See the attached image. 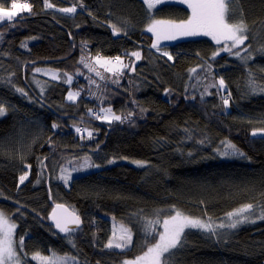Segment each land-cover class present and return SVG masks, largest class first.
<instances>
[{"label":"trees","instance_id":"trees-1","mask_svg":"<svg viewBox=\"0 0 264 264\" xmlns=\"http://www.w3.org/2000/svg\"><path fill=\"white\" fill-rule=\"evenodd\" d=\"M18 2L31 3L32 13H20L14 27L0 24V102L6 108L0 116V209L17 223L16 239L24 236L28 264H38L31 259L36 252L72 255L79 264H121L146 250L138 213L152 217L156 209L175 205L194 217L220 221L242 204L264 200V139L251 135L264 128V94L247 95L245 87L249 71L264 83V52L258 50L264 45V0L233 5L252 29L246 41L252 47L241 53H251L247 63L228 52L211 59L217 46L206 38L161 41V49L174 59L161 56L151 47L155 37L144 29L149 15L186 19L189 10L177 2L162 4L151 14L143 0H50L53 9H44L43 0ZM72 6L75 13L56 10ZM110 23L126 28L127 35L114 36ZM24 42L27 47H21ZM133 51H140L142 59L131 56ZM97 55L120 56L134 70L123 68L122 75L114 76L95 64ZM82 57L95 71L80 62ZM37 66L67 72L72 82L43 76L41 95L30 83ZM192 68L197 72L191 73ZM221 77L231 92L226 109V92L209 87L211 95L205 94V87ZM13 84L28 95L16 92ZM69 91L80 92L75 102L67 101ZM103 107L133 115L109 124L96 119ZM53 123L58 127L53 129ZM76 126L92 130L93 138L84 133L81 139ZM201 139L204 144L197 143ZM225 140L247 159L221 156L217 149L223 150ZM85 157L101 166L66 185L59 178L61 168ZM114 158L115 163H108ZM136 160L146 166L127 163ZM27 170L29 178L20 184ZM55 204L66 205L82 219L70 234L75 247L48 221ZM115 223L132 230V245L124 251L105 247ZM223 232L229 233L227 242L186 230L177 264H264V220Z\"/></svg>","mask_w":264,"mask_h":264},{"label":"snow or ice","instance_id":"snow-or-ice-1","mask_svg":"<svg viewBox=\"0 0 264 264\" xmlns=\"http://www.w3.org/2000/svg\"><path fill=\"white\" fill-rule=\"evenodd\" d=\"M170 2V0H143V3L147 6L149 14L157 8L158 5H162ZM175 2L185 5L189 10V15L186 19L174 20V19H156L155 16L149 15V23L145 27V31L151 33L155 40L151 44L153 49L160 52L161 56H166L168 60H173V55L168 51L161 49V41L176 40L181 37H195V36H208L215 44L222 45L221 48L213 52L211 59H215L220 55V52H228L240 58L243 62L247 63L249 59H252L251 53L248 56H242V52H248V49L252 47V44H246V41L250 39V33L252 29L249 27L247 21L243 17L242 11L239 16L236 15L237 9L233 5H238L239 0H175ZM8 0H0V24L8 23L10 26H15V18L22 12L32 13V4L29 2H18V0H11L10 7H6ZM83 7V4H80ZM44 9L56 8V5L50 0H43ZM62 13H75L76 6L61 7L56 9ZM34 14V13H33ZM91 15V13H89ZM23 17H21L22 19ZM18 23V21H16ZM114 36H119L121 32L127 35V29L117 27L115 24H109ZM3 38V34L0 33V39ZM255 39V37H252ZM86 46V45H85ZM21 47H27V43L21 44ZM259 51L264 52V45H260ZM128 55V53H126ZM136 60L142 59L140 51H133L130 53ZM81 63L85 67L89 68V71H95V68L87 62V57H82ZM95 64L104 68L105 71L112 73L114 76L117 74L122 75L123 68H131L134 70V65L123 64L121 57L116 56L114 59H108L97 55L95 57ZM203 67V66H201ZM210 68L211 65L209 64ZM42 70L36 68L35 72L39 73ZM191 73H196L197 68H192ZM49 75L51 80L60 79V74L57 71L48 70L44 73ZM14 75V73H13ZM97 76L101 79H105L100 72H96ZM64 82L71 84L73 77L67 72L63 73ZM95 83V81H91ZM9 84H12L11 78L8 80ZM39 83V82H37ZM112 83L119 84L118 79H113ZM15 87V85H12ZM217 88L218 93L226 92V97L222 96L224 108L229 106V98L231 92H227V85L223 77L218 82H213L205 87V94L211 95L208 92V88ZM245 87L247 89V95L264 94V83H259L255 75L249 71L248 79ZM15 91L22 96H27L28 93L19 87H15ZM44 89L41 88V93ZM80 92H68L67 99L75 102L79 97ZM187 98V97H186ZM195 99V97H192ZM203 99V94L201 96ZM91 112V110H89ZM104 115H96V119H102L111 124L113 121L124 122L133 115L129 112L126 117L116 115L112 112L111 108L102 109ZM146 111V110H145ZM6 114V108L0 102V116ZM58 124L53 123L52 128L55 129ZM77 134H80L83 139V134L86 133L89 139L93 138V131L88 128L75 127ZM187 132V129H185ZM253 137L260 136L264 139V128L253 129L251 132ZM187 138H191L190 136ZM197 143L204 144L203 139L197 141ZM224 146L223 150L217 149L219 154L225 158H244L247 159L246 154L241 151L235 144L229 141L221 142ZM193 153L189 152L191 156ZM46 159V158H45ZM85 164L81 165V168L85 166H91L99 168V164H91L90 158H84ZM108 163H115V158L109 160ZM138 167H145L144 161H133ZM43 166V162L41 161ZM26 167H30L26 165ZM79 169L73 168L69 171L66 168H61V176L59 177L67 185L68 181L72 178L71 172ZM27 179V174L21 175L19 178L20 184H23ZM264 195V193H262ZM203 204V201H201ZM23 207V206H21ZM20 211L19 208L16 210ZM141 220H143V230L145 236V248L141 255H137L133 259H124L122 264H177L176 258L179 253L184 249L187 243L186 230L195 229L204 233H208L210 237H217L218 240L227 242L229 233L221 231L222 229L235 230L238 227L246 223H255L256 220H264V200L257 201V203H245L236 209L226 213V220H221L219 223L213 221L211 217L207 219L203 217H194L191 214L177 208L175 205L168 209H156L152 217H144L142 214H136ZM50 219L53 221L56 229L61 233H65L69 240V243L75 247L74 241L71 239V233L76 229H79L82 220L75 212H69L63 204H56L52 210ZM75 226V227H72ZM17 223L11 219L5 211L0 209V264H28L26 259L27 253L24 252V236H20L15 239ZM158 228L160 229L158 231ZM151 237V239H148ZM132 245V230L121 226L120 234L117 236L113 233V238H110L105 244L108 249L116 248L124 251ZM24 254L23 256L21 254ZM31 259L37 261L38 264H79V261L75 256L67 255L59 256L53 252L51 257L42 256L39 252L32 254ZM99 264V262H97Z\"/></svg>","mask_w":264,"mask_h":264},{"label":"rangeland","instance_id":"rangeland-1","mask_svg":"<svg viewBox=\"0 0 264 264\" xmlns=\"http://www.w3.org/2000/svg\"><path fill=\"white\" fill-rule=\"evenodd\" d=\"M170 2H175V0H170ZM23 3V2H22ZM160 5H158L157 7H159ZM147 7V6H146ZM154 11V10H153ZM151 34V33H150ZM152 35V34H151ZM153 36V35H152ZM193 38H206V39H209V40H211L214 44H215V42L210 38V37H208V36H195V37H193ZM161 43H164V42H161ZM216 46H217V49H219V48H221L222 47V45H217V44H215ZM220 53H223V52H220ZM234 56V55H233ZM104 58H107V57H104ZM108 59H110V58H108ZM36 68H40L42 71L41 72H39V73H37V72H35V69ZM48 70H53V71H57V72H59V74H60V79H58V81L59 80H62L64 77H63V73L62 72H60V71H58V70H54V69H51L50 67H43V66H37V67H35L34 68V73L37 75V76H33V77H31V80H30V83L35 87V88H37L38 89V92L42 95V93H41V86H40V84L41 85H43V86H45L46 87V81H45V79L43 78V76L44 77H46V78H50V76L49 75H45L44 73L46 72V71H48ZM51 79V78H50ZM37 82H39V83H37ZM73 92V91H72ZM67 96H68V94L66 95V99H67ZM67 101H69L68 99H67ZM107 108H111V107H103V108H100V109H98V111L96 112V114H99L100 116H103L104 115V113H103V111H101L102 109H107ZM112 109V108H111ZM112 112L114 113V114H116L114 111H113V109H112ZM117 115V114H116ZM100 121H103V122H106V121H104V120H102V119H99ZM114 122V121H113ZM107 123V122H106ZM90 163L92 164V162H91V160H90ZM127 163H129V164H131V165H133V166H136V167H138L135 163H133V161H128ZM85 164V161H84V158L82 159V160H80V161H77V160H75V159H70V160H68L67 161V163H66V169H68L69 171H71L73 168H77V169H79V170H77V171H72L71 172V177L73 178L74 176H77V175H80V174H84V173H87V172H90L91 170H93L94 169V167H91V166H85V167H83V168H81V165H84ZM28 168V167H27ZM29 169V168H28ZM24 174H27V179L29 178V170H27V172H25ZM23 174V175H24ZM60 176H61V173H60ZM71 178V179H72ZM26 179V180H27ZM70 179V180H71ZM25 180V181H26ZM69 180V181H70ZM24 181V182H25ZM63 181V180H62ZM69 181H68V183H69ZM64 182V181H63ZM20 183V182H19ZM222 220H226V218H224V219H222ZM221 221V220H220ZM220 221H215V222H217V223H219ZM115 226H113V224H112V228H113V233H115L117 236L120 234V230H121V226H124L123 224H121V223H115L114 224ZM125 227V226H124ZM227 229H222L221 231H226ZM228 230H230V229H228ZM113 233H112V237L111 238H113ZM15 239H16V236H15ZM132 241H133V239H132ZM114 249H116V248H114ZM48 257H51V256H48ZM122 264V263H121Z\"/></svg>","mask_w":264,"mask_h":264},{"label":"water","instance_id":"water-1","mask_svg":"<svg viewBox=\"0 0 264 264\" xmlns=\"http://www.w3.org/2000/svg\"><path fill=\"white\" fill-rule=\"evenodd\" d=\"M55 205H56V204H55ZM55 205H54L53 209L55 208ZM64 207H65L69 212H75L74 210H72L71 208L67 207L66 205H64ZM53 209H52V210H53ZM52 210H51V212H52ZM51 212H50L49 215H48V221H49V223L52 225V227H53L57 232H59V230L56 229V227H55L53 221L50 219ZM75 213H76V212H75ZM76 214H77V213H76ZM77 215H78V214H77ZM81 220H82V219H81ZM82 224H83V222L81 223L80 227L82 226ZM72 227H75V226H72ZM80 227H79V228H80ZM59 233L62 234V235H65V233H61V232H59Z\"/></svg>","mask_w":264,"mask_h":264}]
</instances>
